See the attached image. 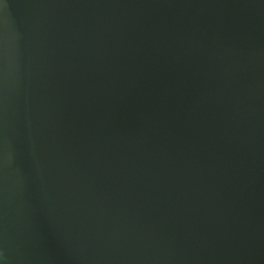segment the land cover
Wrapping results in <instances>:
<instances>
[{
    "label": "water",
    "instance_id": "obj_1",
    "mask_svg": "<svg viewBox=\"0 0 264 264\" xmlns=\"http://www.w3.org/2000/svg\"><path fill=\"white\" fill-rule=\"evenodd\" d=\"M0 264H264V0H0Z\"/></svg>",
    "mask_w": 264,
    "mask_h": 264
}]
</instances>
